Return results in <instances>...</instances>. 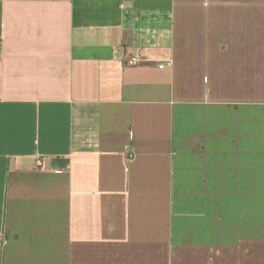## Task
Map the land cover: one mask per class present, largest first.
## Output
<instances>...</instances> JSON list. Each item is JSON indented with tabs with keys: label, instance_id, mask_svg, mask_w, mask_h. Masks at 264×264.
Segmentation results:
<instances>
[{
	"label": "crops",
	"instance_id": "obj_1",
	"mask_svg": "<svg viewBox=\"0 0 264 264\" xmlns=\"http://www.w3.org/2000/svg\"><path fill=\"white\" fill-rule=\"evenodd\" d=\"M0 264H264V0H0Z\"/></svg>",
	"mask_w": 264,
	"mask_h": 264
},
{
	"label": "built area",
	"instance_id": "obj_2",
	"mask_svg": "<svg viewBox=\"0 0 264 264\" xmlns=\"http://www.w3.org/2000/svg\"><path fill=\"white\" fill-rule=\"evenodd\" d=\"M127 62L129 64H132V65H137L140 62V57L139 56H133ZM38 163L41 164V161L38 160Z\"/></svg>",
	"mask_w": 264,
	"mask_h": 264
}]
</instances>
